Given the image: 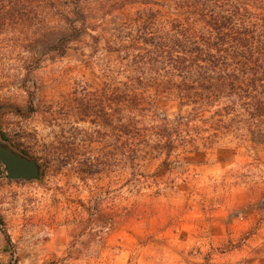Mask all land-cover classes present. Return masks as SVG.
Returning <instances> with one entry per match:
<instances>
[{
  "label": "rangeland",
  "instance_id": "1",
  "mask_svg": "<svg viewBox=\"0 0 264 264\" xmlns=\"http://www.w3.org/2000/svg\"><path fill=\"white\" fill-rule=\"evenodd\" d=\"M157 1L0 0V137L41 165L27 182L0 164V264H264V143L165 156L132 152L120 128L105 41ZM74 20L84 32L61 55Z\"/></svg>",
  "mask_w": 264,
  "mask_h": 264
},
{
  "label": "trees",
  "instance_id": "2",
  "mask_svg": "<svg viewBox=\"0 0 264 264\" xmlns=\"http://www.w3.org/2000/svg\"><path fill=\"white\" fill-rule=\"evenodd\" d=\"M133 17L136 31L105 41L117 47L105 51L118 53L110 66L121 71L113 81L123 79L120 128L132 152L168 156L228 136L264 143V0H163ZM76 20L59 32L61 55L84 32Z\"/></svg>",
  "mask_w": 264,
  "mask_h": 264
},
{
  "label": "water",
  "instance_id": "3",
  "mask_svg": "<svg viewBox=\"0 0 264 264\" xmlns=\"http://www.w3.org/2000/svg\"><path fill=\"white\" fill-rule=\"evenodd\" d=\"M0 164L11 181H34L41 176V165L4 142L0 137Z\"/></svg>",
  "mask_w": 264,
  "mask_h": 264
}]
</instances>
